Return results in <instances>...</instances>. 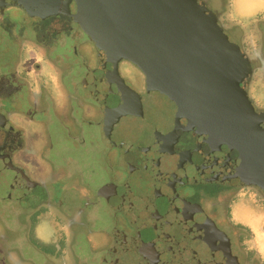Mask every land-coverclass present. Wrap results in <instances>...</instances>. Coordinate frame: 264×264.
<instances>
[{
    "label": "flooded vegetation",
    "instance_id": "flooded-vegetation-1",
    "mask_svg": "<svg viewBox=\"0 0 264 264\" xmlns=\"http://www.w3.org/2000/svg\"><path fill=\"white\" fill-rule=\"evenodd\" d=\"M204 1L214 11L212 5H221V11H216L220 21L226 15L224 5L232 0ZM263 7L264 0H256L253 8ZM246 13L240 15L252 14ZM75 14L74 3L67 15L0 0V205L18 212L29 234L24 238L32 244H36L32 234L41 218L52 226L50 241L43 244L41 240L47 238L41 236L36 244L39 249L33 246L45 259L38 264H97L102 254L103 264H141L140 259L147 264V259L163 257L171 264L177 260L183 264H264L259 249L248 247L254 231L245 210L237 208L248 194L254 202L261 197L264 208V191L219 183L177 184L168 179L173 187L169 196L175 203L169 212L174 211L180 230L169 242L160 208H147L136 191L126 189L131 166L123 151L106 139L100 106L82 82L106 63L116 66L126 85L143 95L145 76L131 62L98 47L74 23ZM256 14L264 19V12ZM222 27L252 65L248 97L257 111L264 112L252 96L253 92L259 95L256 65L264 67V50L248 53L241 39L243 28ZM259 33L264 37V27ZM94 128L104 141L100 176L103 172L110 177L96 185L92 182L98 177L92 166L98 157L93 153L98 147ZM61 144H67L68 150L63 164L57 157ZM83 153L87 164L82 168L76 165ZM210 187L216 190L207 191ZM96 212L106 221L98 220ZM259 230L264 233V223ZM81 244L91 248L90 255H79ZM30 262L37 264V260Z\"/></svg>",
    "mask_w": 264,
    "mask_h": 264
},
{
    "label": "water",
    "instance_id": "water-1",
    "mask_svg": "<svg viewBox=\"0 0 264 264\" xmlns=\"http://www.w3.org/2000/svg\"><path fill=\"white\" fill-rule=\"evenodd\" d=\"M8 1L67 15L74 3V23L144 74L143 95L106 63L82 85L100 106L106 139L131 166L126 189L160 208L169 242L180 230L168 179L264 191V112L248 97L253 68L204 0Z\"/></svg>",
    "mask_w": 264,
    "mask_h": 264
},
{
    "label": "rangeland",
    "instance_id": "rangeland-1",
    "mask_svg": "<svg viewBox=\"0 0 264 264\" xmlns=\"http://www.w3.org/2000/svg\"><path fill=\"white\" fill-rule=\"evenodd\" d=\"M256 0H232L231 3L225 4L223 8H225L226 15L221 18L219 23L225 24L227 27L232 25H239L243 28V34L241 39L243 40L245 44V50H247L248 53H253L254 51L262 54L264 48H263V42L264 37L261 36L259 33L260 28H263V21L264 19L258 18L255 16L256 12H264V7L260 8L258 10H254ZM259 2V1H258ZM209 7V6H208ZM213 9L216 11H221V5L220 4H214L212 5ZM209 9L213 11L215 14L218 12L212 10L210 7ZM247 15L249 13H252L251 15L245 17L241 16L240 12H246ZM251 11V12H250ZM257 15V14H256ZM218 17V14H217ZM219 20V18H218ZM230 38V36H228ZM230 40H232L230 38ZM254 57V55H253ZM257 67V73L255 75V86H258L259 88V95H255L254 92L252 93V96L258 101V104L264 108V67L261 66L259 63L256 65ZM253 91V90H252ZM95 140L98 144V147L95 146V152L94 155L98 156L96 161L93 162V172L98 173V177L94 178V181H92L95 185L100 182H106L108 179H110L108 174H104L102 172L103 176H100V172L102 170V163L104 161V157L101 154V151H103L104 148V141L101 137V134L95 129ZM67 144H61V146L57 150V157L59 159V162L62 163V161L67 160ZM100 150H98V149ZM98 154V155H97ZM56 158V155L54 156ZM79 158V163H77L76 166L78 167H84L86 163V155L83 153ZM75 166V167H76ZM95 172V173H96ZM93 173V174H95ZM100 176V177H99ZM207 191H215L216 189H213L212 187L206 188ZM247 194V193H246ZM254 197L250 198L248 195H243L237 203V208H242L245 210L244 213L247 217V222L249 223L250 227L254 231V237L253 242L247 243L248 247H257L260 251V257L259 259L264 262V233L259 230V226H261L262 223H264V208L261 206V197L260 200L254 202ZM101 211V210H98ZM17 211L15 210H7V208L4 207L3 204L0 205V264H34V262H30L31 259L33 261L37 260V264L39 262H44V257H42L43 254H41L37 249L36 244L38 243L37 240H41L40 237L44 236L46 239H42L41 242L47 243L50 241L48 238L51 237V235L54 234L52 231V226L46 223L45 218H41L39 222L37 223V227L35 228L34 234H32V238H35L34 240L36 244H32L29 240L25 239L24 236L29 235L28 231L25 230V225H21V217L19 214L17 215ZM95 213V212H94ZM93 213V215H94ZM95 216L98 217V220L102 218L104 222L106 221V217L100 216V212H96ZM105 218V219H104ZM46 223V224H45ZM41 228V229H40ZM53 232V233H52ZM35 246V248H33ZM82 244L77 247V252L81 257L87 254H91V248L85 247ZM53 248V247H52ZM39 249V248H38ZM50 252V251H49ZM40 253V254H38ZM104 255L97 256V264H101L102 257ZM96 257V256H93ZM103 264V263H102Z\"/></svg>",
    "mask_w": 264,
    "mask_h": 264
}]
</instances>
